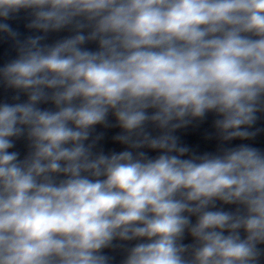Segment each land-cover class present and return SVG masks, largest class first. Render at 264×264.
<instances>
[{
  "label": "clouds",
  "instance_id": "9594fccd",
  "mask_svg": "<svg viewBox=\"0 0 264 264\" xmlns=\"http://www.w3.org/2000/svg\"><path fill=\"white\" fill-rule=\"evenodd\" d=\"M0 40V264H264V151L229 146L261 132L264 0H0Z\"/></svg>",
  "mask_w": 264,
  "mask_h": 264
}]
</instances>
